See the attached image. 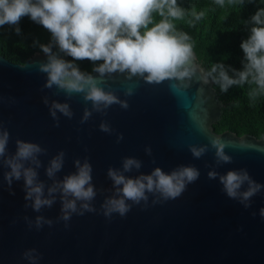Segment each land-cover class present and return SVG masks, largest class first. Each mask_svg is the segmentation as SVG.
Returning a JSON list of instances; mask_svg holds the SVG:
<instances>
[{"label": "water", "instance_id": "obj_1", "mask_svg": "<svg viewBox=\"0 0 264 264\" xmlns=\"http://www.w3.org/2000/svg\"><path fill=\"white\" fill-rule=\"evenodd\" d=\"M53 51L58 49L53 47ZM194 56L195 63L207 71L195 53ZM45 59L42 52H37L24 64H14L0 56V120L10 134L9 153L15 152L17 139L37 143L47 150V155L40 157L46 166L63 150L65 163L58 178L75 171L73 160L83 161L87 157L97 189L111 188L107 169L120 168L125 157L139 159L143 164L139 172L126 174L129 176L149 174L155 167L167 173L179 165H192L199 169L200 177L179 198L152 205L150 197L147 208L133 206L123 218L114 214L109 220L100 214L104 196L110 193L98 194L93 201L97 213L73 215L68 228L61 221L37 231L29 230L23 217L43 215L56 221L60 215L59 201L40 213L25 209L23 181H14L9 190L3 182V172L8 169L0 168V264H27L21 257L31 248L41 254L39 264H264V219L259 216V209L264 208V191L252 198L250 208L244 209L223 193L218 180L207 179L211 167L205 165H214V150L200 159L193 158L188 151L189 145H207L212 134L230 140L233 146L225 148V152L233 162L216 167V171L224 174L244 168L264 185V135L256 138L214 131L213 125L220 120L225 107L214 84L203 85L194 77L187 98L179 99L167 82L147 84L134 77L130 83L136 84L135 94L125 97L124 76L113 74L105 80L120 99L127 100L129 108L112 105L106 116L94 113L80 124L83 109L90 108V103L85 104L78 94L66 100L63 92L53 95L55 88L43 89L46 75L37 70L36 64ZM200 87L204 88L201 108L207 109L206 119L201 109L195 107ZM44 96L50 101L69 103L73 118L58 113L60 126L54 127L48 108L42 103ZM10 98L14 103H10ZM190 112L197 115L196 121ZM101 121H107L114 133L99 131ZM116 134H123L119 143ZM242 139L255 147L240 148ZM145 147L151 148V156L145 155ZM38 171L41 180L51 183L44 175V167Z\"/></svg>", "mask_w": 264, "mask_h": 264}, {"label": "clouds", "instance_id": "obj_2", "mask_svg": "<svg viewBox=\"0 0 264 264\" xmlns=\"http://www.w3.org/2000/svg\"><path fill=\"white\" fill-rule=\"evenodd\" d=\"M214 2L220 7L225 6V0ZM205 15L204 10L197 11L195 6L190 10L181 7L178 0H0V27L12 26L19 35V22L27 16L50 33L49 43L34 42L46 57L36 64V68L46 75L43 89L55 88L57 91L53 95L63 92L66 100L78 94L85 104L90 103V108L83 109L80 124L86 123L94 113L106 116L112 105L124 110L129 108L127 100L120 99L105 80L106 77L111 79L113 74L124 76L125 97L135 94L136 84L130 83L134 77L147 84L167 82L169 90L179 99L187 98V90L194 77L203 85L210 82L219 84L222 92H227L232 86L247 84L250 86L248 96L253 100L264 95V7L258 8L246 22L251 27L248 38L240 44L244 54L241 70L214 63L210 70L205 71L195 63L192 38L179 30L175 22L190 16L189 23H192ZM53 47L58 52H54ZM61 53L72 60L64 59ZM84 60L95 65L92 72L96 76L80 70L76 62ZM198 71L201 73L199 76L196 75ZM203 95L204 88H198L195 107L201 109L206 119L207 109L201 108ZM0 103H3L2 96ZM10 103H14L11 98ZM42 103L48 108L54 127L60 126L58 113L67 119L74 116L69 103L50 101L48 96L42 98ZM184 106L188 107L187 104ZM189 115L194 121L198 119L192 112ZM98 127L103 133H114L107 121H101ZM123 138V134H116L117 143ZM9 140L10 134L0 120V168L8 169L3 172L4 184L11 190L14 181L22 180L24 208H31L33 212L50 209L57 201L60 204V215L56 221L43 215L32 219L23 217L29 230L39 231L45 225L51 228L61 221L68 228L73 215L97 213L93 201L98 194L104 195L105 192L110 194L104 196L99 213L109 220L114 214L123 218L133 206H141V210L147 208L150 197L152 205L179 198L187 186L200 177L199 169L192 165H179L167 173L155 167L149 174L129 176L126 174L139 172L143 164L139 159L125 157L120 168L107 169L111 188L97 189L92 182L93 169L87 157L83 161L73 160L75 171L58 178L57 174L65 163L63 150L44 166L40 157L47 155L45 148L17 139L15 152L9 153ZM230 146H233L232 141L212 134L207 145H189L188 151L193 158L200 159L210 149L214 150V165H205L211 167L206 174L207 179L218 180L229 199L248 209L252 198L264 191V185L257 183L244 168L228 170L224 174L216 171V167L233 162L225 152V148ZM239 147L255 146L242 139ZM144 152L147 156L152 155L150 147H145ZM41 167H44V175L51 183L40 179L38 170ZM10 194L14 195L11 191ZM259 216L264 219V208L259 209ZM21 258L27 264H39L42 256L31 248L26 249Z\"/></svg>", "mask_w": 264, "mask_h": 264}, {"label": "trees", "instance_id": "obj_3", "mask_svg": "<svg viewBox=\"0 0 264 264\" xmlns=\"http://www.w3.org/2000/svg\"><path fill=\"white\" fill-rule=\"evenodd\" d=\"M178 3L188 10L195 6L197 11L206 12L200 21L189 23L191 17L188 16L175 22L179 30L192 38L197 61L206 70H210L214 63L241 70L244 54L240 44L248 38L251 27L246 22L258 8L264 7V0H243V3L240 0H225L224 7L216 5L214 0H178ZM18 27L19 35L12 26L0 27V56L14 64H24L33 54L41 52L34 42L47 44L51 35L27 16L20 20ZM76 63L81 71L88 73H92L95 66L87 60ZM249 88L245 84L222 92L219 84H214L220 100L225 104L220 120L213 125L216 133L230 131L237 136L250 134L256 138L264 135V95L253 100L248 96Z\"/></svg>", "mask_w": 264, "mask_h": 264}]
</instances>
